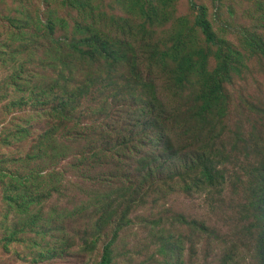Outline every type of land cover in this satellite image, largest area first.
<instances>
[{"label": "rangeland", "instance_id": "1", "mask_svg": "<svg viewBox=\"0 0 264 264\" xmlns=\"http://www.w3.org/2000/svg\"><path fill=\"white\" fill-rule=\"evenodd\" d=\"M85 1L80 11L71 0H0V264H102L107 249L109 264H264V0H194L218 39L210 69L220 47L242 58L223 84L227 117L194 124L188 142L168 130L165 151L145 123L163 104L160 130L176 114L197 118V82L181 96L153 68L162 92L124 88L128 67L85 62L66 44L99 30L116 38L121 21L132 41L153 38L137 45V73L197 12L189 0ZM63 97L73 103L57 112ZM199 149L213 183L195 165Z\"/></svg>", "mask_w": 264, "mask_h": 264}, {"label": "trees", "instance_id": "2", "mask_svg": "<svg viewBox=\"0 0 264 264\" xmlns=\"http://www.w3.org/2000/svg\"><path fill=\"white\" fill-rule=\"evenodd\" d=\"M71 2L73 3V6L77 7L80 11L85 10V0H71ZM189 3L191 9L197 12L194 25L191 28H188L186 26L188 25V20L185 18H178L177 23L173 27V31L176 32V35L171 44L160 45L159 42L155 43L150 57L152 61L150 62L147 59H144L146 65L137 73H134V65H137V63L140 62V58H143L137 53V45L141 46V44L143 45L145 42H151L153 38L150 37V40H147L146 37H142L139 43L137 41H132L133 38L125 36V32L121 27V21L111 25L112 29L119 31L116 38H104L102 31L99 30L98 36H95V32H91L84 41L78 42L76 45L70 43L66 44V49H69L72 54L81 56V59L85 62H104L106 65L112 67L120 65L126 66V68L128 67L131 74L127 78L124 88L129 86L132 87L137 84V81H141L147 86L153 83L151 89L157 93L162 92L165 86L162 88L155 86V83L157 84L158 81H153V68L158 70L160 78L162 76L166 77L169 82L168 87H174L176 93L177 91L179 93L182 92L180 93L182 94L181 96L186 94L184 90L187 84H191L192 80L197 82L200 94L198 101H196L195 109H193V111L198 110L197 118L193 119L191 116H185L184 119H181L179 114H176L172 119V123L168 124L169 121L165 122L166 126H163L160 130L161 124L159 123L166 115L168 106L166 107L165 104L159 103L160 106L163 104L161 106L162 111L153 110L148 122L145 123L146 128L156 132L151 140V144L162 143L160 151H165L166 149L169 150L170 148L168 147L170 142L166 141L168 130L172 132V135L178 133V137L185 141L184 138L186 134H188V137L189 134H195L192 128L194 124H206L207 121L209 122L210 117L211 120H213L212 122H214L216 117H219V119L227 117V97L224 94L223 84L231 80L233 73L235 74L239 72L237 68H232V58L237 57V61H241L242 58V54L232 50V47L227 46V50L229 51L226 54L220 47L219 54L215 59L217 66L214 69H210V47L212 48L213 45H217L218 39L216 38L210 23L206 20V8L198 6L194 0H189ZM156 11L158 12L160 10L154 9L148 12L151 13ZM124 21L132 23V21L122 19V22ZM139 27L143 29V31H147L149 30L148 27L152 28L154 26L145 22ZM79 30L83 32L86 31L84 28ZM200 33L203 36V39L198 35ZM222 44L225 45L226 42H222ZM60 45L62 46V44ZM255 47L257 49L255 50L264 56V43L261 41L259 44H256ZM141 74H147L145 76L146 79L141 76ZM86 88L89 89V87ZM61 103L56 105L57 112H60L61 108L65 107L66 109L70 107L73 100L71 98L65 102V97H63ZM151 106L152 104L150 103V107ZM202 130V134L192 141L196 142L198 139L207 135L205 128ZM212 133L213 131H211V133L209 132V134ZM46 137L47 136L41 137V140H43L42 142H45L44 139ZM199 145L202 149L204 148V143L199 142ZM202 149H199L195 154L196 157L200 153V159L195 160V165L202 169V178L213 183L215 176L213 175V170L209 167V159H206L205 155L201 153ZM109 256V249H107V253L103 256L102 264L110 263Z\"/></svg>", "mask_w": 264, "mask_h": 264}]
</instances>
